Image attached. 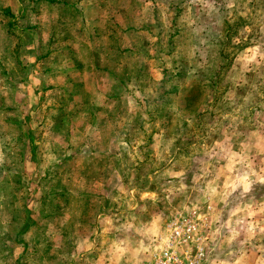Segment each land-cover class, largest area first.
<instances>
[{"label": "rangeland", "instance_id": "1", "mask_svg": "<svg viewBox=\"0 0 264 264\" xmlns=\"http://www.w3.org/2000/svg\"><path fill=\"white\" fill-rule=\"evenodd\" d=\"M13 1L0 8H26L19 23L27 28L0 31V264H142L169 217L205 204L211 229L201 264H264V0H174L177 49L143 47L152 28L142 38L122 32L135 82L109 91L77 57L86 54L79 39L108 19L96 0H66L79 11ZM122 2L139 13L132 24L150 21L149 6ZM198 21L195 45L207 52L186 59L188 25ZM227 24L234 32L221 44ZM217 39L224 60L210 46ZM217 62L228 67L215 77ZM232 100L247 139L227 126Z\"/></svg>", "mask_w": 264, "mask_h": 264}, {"label": "trees", "instance_id": "2", "mask_svg": "<svg viewBox=\"0 0 264 264\" xmlns=\"http://www.w3.org/2000/svg\"><path fill=\"white\" fill-rule=\"evenodd\" d=\"M29 1H35V2L47 1L50 3H61L65 7H69V6L75 7L76 6L75 7L76 10L79 11L76 5V1L68 2L64 0L63 2L62 1L59 2V0H28V2ZM107 1L110 7H112L113 9L106 8L105 2ZM135 1L136 0H134V2ZM146 1H149V2H146ZM161 1H163L164 3H167V5H165L163 9L156 8V6L159 5L158 0H139V2H136L137 11H140V5H141V8L142 6H145L144 7L145 9H147L146 8L147 6L150 7V12H148L150 21H148V19L146 20L144 16L142 15V19L138 20V25H135V24H132V21L134 19V16H137L139 13L137 12L134 14L131 12V9L133 8H131L130 3H126L125 5H122L121 3H119V2H122V0H118L117 3H114L111 0H96L95 3L93 4H95V6H98V8L104 9L108 14V19L106 21H102L98 25V27H96L95 24L92 26L91 30L93 31L94 38L93 37L90 38V42L88 45L86 43L79 42V44L84 46V49L87 55L83 53V56H85L87 60L90 59V62H92V68H94L95 70H100L102 69L101 67L102 62L104 60H108L102 54L103 47H109L110 49H114V50H119V49L131 50L132 47H128V46L121 47L122 41L120 40V38H121L122 32L124 33H127L129 31L133 32L135 33L136 37L139 38L145 33L148 34L147 28H152L154 31H151V34H153L154 39H149V37H146V35H143L144 36L143 39H145L143 41V44H144L143 47H145L146 49L151 48V49H154L155 51H160L161 54L162 53L168 54L172 49H174L173 47L174 37L178 35L177 18L181 11L179 7L180 2L174 1V0H161ZM13 2L18 3V0H14ZM165 8H167L168 11L165 10ZM25 10L26 8L25 9L18 8V11L13 12V10L9 6L0 8V15L4 19V21L0 22V31L4 32L5 35H15V36H17L19 32L22 33V31L24 30L26 31L27 26L21 25L19 23V18L21 17L19 14V11L23 12ZM114 15H117L119 20H117L116 18H113ZM160 15H163L166 18V22L168 24H165L163 21L160 20ZM199 18L201 17L199 16ZM197 24L198 22L191 23L188 25L189 35L196 34L198 32L197 27H196ZM115 27H118L117 31H115ZM52 29H55V27H53ZM52 29H51V32L54 31ZM81 29H84V28H82L80 25V27L76 31H73L74 37L76 36V32ZM226 29H227V33L226 35L224 34L223 39L220 40L221 44L222 42L224 41L226 42L230 39L228 34H231L234 32L232 31L234 30V28L231 27L229 24H227ZM138 30L141 31V34L136 33ZM212 35L215 36L216 33H213ZM67 38L69 41H71L69 37ZM110 38H112V41L109 40ZM12 46L14 47L12 48ZM12 46H10V50L14 52L16 42ZM65 49L73 57L75 69L79 70L81 68V61L76 58V48L66 46ZM219 54L221 56V59H223V53L221 49L219 50ZM193 59H197V58H193ZM110 64H113L114 67L119 66V63H115L113 61H110ZM121 66L122 67H119V71H118L119 73H112L106 76L107 78L110 79L111 84L117 83V82L122 83L123 81H128L132 79L131 77H133V75L131 71H129L128 65L126 67L124 63ZM189 66H187V70L189 69ZM225 66H227V64H224L218 67V70L219 68H223ZM219 73L220 71L216 72L215 77H218ZM176 74H181V73H176ZM27 145L29 146L31 150L32 141L30 139H28ZM31 156H33L31 152L27 154L28 159Z\"/></svg>", "mask_w": 264, "mask_h": 264}, {"label": "built area", "instance_id": "3", "mask_svg": "<svg viewBox=\"0 0 264 264\" xmlns=\"http://www.w3.org/2000/svg\"><path fill=\"white\" fill-rule=\"evenodd\" d=\"M209 204L177 211L153 237L142 264H201L209 239Z\"/></svg>", "mask_w": 264, "mask_h": 264}, {"label": "crops", "instance_id": "4", "mask_svg": "<svg viewBox=\"0 0 264 264\" xmlns=\"http://www.w3.org/2000/svg\"><path fill=\"white\" fill-rule=\"evenodd\" d=\"M200 22L198 21V24H199ZM202 30V29H201ZM200 31V30H199ZM82 32H85V30H82ZM81 36V35H80ZM89 36H91V37H93L94 38V36H93V34H91V35H86V37H81L80 39H79V41L78 42H82V43H86L87 45L89 44V42H90V38H89ZM121 37H122V34H121ZM197 36H196V34H192V35H189L188 34V37L184 40V44H183V50L184 51H186V52H188L189 54H190V57H189V55L188 56H186V53L185 54H183L185 57H186V59H190V58H197V59H199V58H201V59H203L202 58V56L207 52V49L204 47V49L203 50H201V49H199L196 45H195V43H197L198 42V40H195V38H196ZM120 40L122 41V43H121V46H122V44H123V39H121L120 38ZM214 45V46H213ZM210 46H212V47H214L215 48V52H217V53H219V50H220V47L218 46V40H216V41H214V42H211L210 43ZM173 47H174V49H177V47H175V45H174V42H173ZM104 48H107V49H110L109 47H103V49ZM190 48V49H189ZM103 49H102V54H103V56L104 57H106L108 60H104L103 62H102V64H101V67H102V69H100V70H95L94 68H92V62H90V59L89 60H87V63H86V65H87V67L86 68H89V70L90 71H92L95 75H99V76H95L94 78H100V81H102L103 82V88L104 89H107V91H109V90H117V89H121V88H124V87H128L129 85H131V86H133V83L132 82H130L131 80L132 81H134L133 80V78L132 79H130V80H128V81H123L122 83H113V84H111V82H110V79L109 78H107L106 76L108 75V74H112V73H119L118 71H119V67H122L121 65H123L124 63H125V66L127 67V65H128V69H129V71H131L130 69L132 68L131 67V64L130 63H128V61H127V59L129 58V54L130 53H132V54H135V52L134 51H130V50H121V49H119V50H114V49H110L112 52H103ZM174 49H172L169 53H173V51H174ZM168 53V54H169ZM86 55H87V53H86ZM192 55H194V56H192ZM220 55V54H219ZM77 57L78 58H80V59H82V58H85V56H82L81 57V55H80V52H79V54L77 55ZM221 57V56H220ZM110 61H113V62H115V63H119V66L118 67H114V65L113 64H110ZM133 64V63H132ZM81 65H85V63H81ZM218 65H219V63L217 62L216 63V68H218ZM131 67V68H130ZM228 66H226V67H223V68H219V70H220V73L219 74H221V72H222V70L223 69H225V68H227ZM75 68V67H74ZM105 68V69H104ZM75 70H77V69H75ZM169 70V69H168ZM167 70V71H168ZM194 70H196V71H194V73L195 72H197V71H199L200 73L202 72L201 70H202V66L200 67V68H197V67H195V69ZM10 71H12V70H10ZM77 71H81L80 69L79 70H77ZM132 73V72H131ZM200 73H198V74H200ZM174 74H176V73H174ZM192 74V73H191ZM219 74H218V76H219ZM132 75L134 76V74L132 73ZM168 78H169V76H168ZM167 78V79H168ZM135 82V81H134ZM233 90V89H232ZM188 92V91H187ZM120 93H118V95H119ZM118 95H115L114 97H118ZM162 95V94H161ZM157 100H161V96L160 97H158V98H156ZM205 101V100H204ZM206 102H208V103H210V101L209 100H207ZM227 102L225 101L224 102V104H226ZM228 104H229V108L226 110V112L223 114L225 117H232V120L230 119L229 121H227V126L228 127H230L231 128V133L234 131L235 133H239V136H240V138H248V136H249V134H250V132L249 131H247V130H243L242 128V126L241 125H239L237 122V115H235V114H232L231 115V112L235 109V107L236 106H239V105H241V103H238V100H232V102L231 103H229L228 102ZM230 105H232V106H230ZM239 108H241V107H239ZM228 130H229V128H228ZM230 131V130H229ZM230 133V134H231ZM259 137V136H258ZM257 139V137H255V138H253V139H251L250 141H252V145H254V143L257 141L256 140ZM32 147V146H31ZM32 148H31V150H30V148H29V146H28V149H27V154H29L30 152L32 153V155H33V152H32ZM264 150V149H263ZM29 160L31 161L32 160V156L31 157H29ZM255 184V183H254ZM264 184V183H263ZM34 215L32 214V213H28L27 215H26V221H24V223L27 225V226H29V225H31L33 222H34ZM26 225H24L23 224V229H24V231H25V229L27 228V226ZM23 239V238H22ZM21 242V241H20Z\"/></svg>", "mask_w": 264, "mask_h": 264}]
</instances>
